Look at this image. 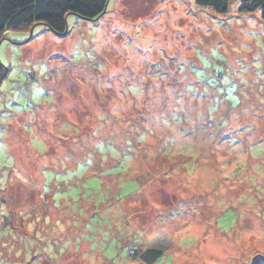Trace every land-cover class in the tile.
<instances>
[{
	"label": "rangeland",
	"instance_id": "rangeland-1",
	"mask_svg": "<svg viewBox=\"0 0 264 264\" xmlns=\"http://www.w3.org/2000/svg\"><path fill=\"white\" fill-rule=\"evenodd\" d=\"M106 11L67 16L66 36L37 24L0 37V264L264 256L260 13Z\"/></svg>",
	"mask_w": 264,
	"mask_h": 264
},
{
	"label": "trees",
	"instance_id": "trees-1",
	"mask_svg": "<svg viewBox=\"0 0 264 264\" xmlns=\"http://www.w3.org/2000/svg\"><path fill=\"white\" fill-rule=\"evenodd\" d=\"M110 0H0V37L9 30H21L33 25H44L53 33L68 34L67 16L75 15L84 20H97L107 13ZM201 8L216 15L230 12L233 1L238 2L241 14L260 13L264 22V0H194ZM7 69L0 63V85ZM1 182V181H0ZM138 251V250H134ZM138 254V253H137ZM163 252L147 249L138 254L137 260L144 264H155ZM249 264H264V256L255 255Z\"/></svg>",
	"mask_w": 264,
	"mask_h": 264
}]
</instances>
